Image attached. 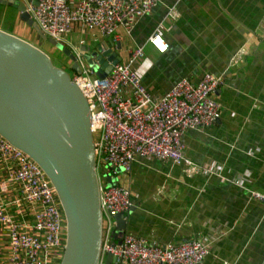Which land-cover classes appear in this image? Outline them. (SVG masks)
Returning a JSON list of instances; mask_svg holds the SVG:
<instances>
[{"label":"crops","instance_id":"crops-1","mask_svg":"<svg viewBox=\"0 0 264 264\" xmlns=\"http://www.w3.org/2000/svg\"><path fill=\"white\" fill-rule=\"evenodd\" d=\"M86 31L74 24L67 35L71 40ZM156 31L168 44L164 53L148 42ZM81 41L105 42L125 62L130 50L140 48L133 67L156 96L183 77L224 76L215 94L219 120L184 136V155L218 166L219 174H190L137 156L129 172L116 176L132 198L124 231L161 244L202 240L210 252L201 264H264V203L251 193L264 192V0H160L130 28L119 25L109 37L91 33L74 45ZM16 193L9 187L6 200ZM7 244L0 227V264H9Z\"/></svg>","mask_w":264,"mask_h":264},{"label":"built area","instance_id":"built-area-1","mask_svg":"<svg viewBox=\"0 0 264 264\" xmlns=\"http://www.w3.org/2000/svg\"><path fill=\"white\" fill-rule=\"evenodd\" d=\"M26 12L48 38L61 42L74 24L92 34L112 36L119 25L130 28L149 14L160 0H21ZM158 53L168 44L159 32L148 38ZM62 43V42H61ZM85 44L80 42V45ZM80 72L70 76L85 96L91 115L102 212V242L98 264H201L209 245L198 239L178 243H157L123 231L115 243L118 215L123 218L132 206L131 192L117 180L119 172H129L137 156L171 162L195 172H216L184 155L188 130L215 124L221 115L217 90L223 75L203 73L197 80L180 78L162 95L148 91L133 67L143 54L129 51L128 61L119 59L105 77L89 67L83 52L75 46ZM119 56V55H118ZM120 58V56H119ZM237 62L236 56L232 59ZM120 170V171H118ZM0 227L7 235L9 264H58L65 244V220L50 180L42 168L24 151L0 135ZM112 177L109 185L106 177ZM9 187L16 196L6 200ZM264 203V192L252 191ZM12 209V210H11ZM20 219L15 218L14 212ZM31 218L26 220L27 216Z\"/></svg>","mask_w":264,"mask_h":264},{"label":"water","instance_id":"water-1","mask_svg":"<svg viewBox=\"0 0 264 264\" xmlns=\"http://www.w3.org/2000/svg\"><path fill=\"white\" fill-rule=\"evenodd\" d=\"M0 4L15 7L20 19L62 50L73 71L80 72L76 53L46 37L23 1L0 0ZM91 45L85 42L79 50L95 75L103 78L120 58L105 42ZM0 135L33 159L55 189L65 220V244L58 264H98L102 212L87 100L70 74L53 64L46 52L1 28ZM106 180L109 185L113 178ZM116 219L114 237L119 244L125 219L121 215ZM110 260L109 254L106 264Z\"/></svg>","mask_w":264,"mask_h":264},{"label":"rangeland","instance_id":"rangeland-1","mask_svg":"<svg viewBox=\"0 0 264 264\" xmlns=\"http://www.w3.org/2000/svg\"><path fill=\"white\" fill-rule=\"evenodd\" d=\"M0 19L1 26L7 30L14 32L17 36L27 40L38 48L46 52L52 59L53 64L64 68L70 76L73 74V69L70 67V59L67 55L63 53L62 50L58 49L54 44L50 43L47 39H43L39 36L37 31L32 27L26 24L19 17V11L11 5H1L0 6ZM91 32L86 31L83 34L73 36L71 40L68 38V35H65L61 42L71 48L75 52V45L77 40L82 36H90ZM97 175L101 179L103 176V169L98 163V168L96 169ZM102 181V179H101Z\"/></svg>","mask_w":264,"mask_h":264},{"label":"trees","instance_id":"trees-1","mask_svg":"<svg viewBox=\"0 0 264 264\" xmlns=\"http://www.w3.org/2000/svg\"><path fill=\"white\" fill-rule=\"evenodd\" d=\"M1 5L3 6V5H5V4H0V6H1ZM1 24H2V22H1V19H0V28L3 29V30H6V29H4V28L1 26ZM7 31L13 33V32L10 31V30H7Z\"/></svg>","mask_w":264,"mask_h":264}]
</instances>
